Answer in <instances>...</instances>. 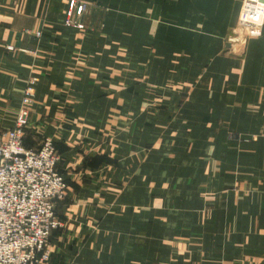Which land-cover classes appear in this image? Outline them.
Returning a JSON list of instances; mask_svg holds the SVG:
<instances>
[{
  "label": "crops",
  "instance_id": "crops-1",
  "mask_svg": "<svg viewBox=\"0 0 264 264\" xmlns=\"http://www.w3.org/2000/svg\"><path fill=\"white\" fill-rule=\"evenodd\" d=\"M0 0V131L34 90L29 147L68 190L47 264H264V26L243 0ZM40 32V35L37 33Z\"/></svg>",
  "mask_w": 264,
  "mask_h": 264
},
{
  "label": "built area",
  "instance_id": "built-area-1",
  "mask_svg": "<svg viewBox=\"0 0 264 264\" xmlns=\"http://www.w3.org/2000/svg\"><path fill=\"white\" fill-rule=\"evenodd\" d=\"M90 10V5L70 0L65 25L86 29L84 16ZM263 26L264 0H243L228 40L243 46L260 36ZM33 96V87H27L14 127L0 131V264H47L53 233L64 227L57 203L65 197L68 182L58 167L54 140L45 136L38 147L25 142Z\"/></svg>",
  "mask_w": 264,
  "mask_h": 264
}]
</instances>
